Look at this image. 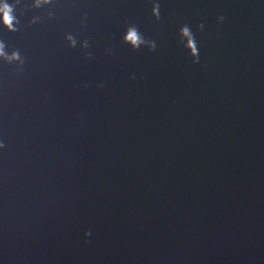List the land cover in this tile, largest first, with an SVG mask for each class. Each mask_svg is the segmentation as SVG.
<instances>
[{
	"label": "water",
	"instance_id": "1",
	"mask_svg": "<svg viewBox=\"0 0 264 264\" xmlns=\"http://www.w3.org/2000/svg\"><path fill=\"white\" fill-rule=\"evenodd\" d=\"M32 3L0 22V264H264V0Z\"/></svg>",
	"mask_w": 264,
	"mask_h": 264
},
{
	"label": "clouds",
	"instance_id": "2",
	"mask_svg": "<svg viewBox=\"0 0 264 264\" xmlns=\"http://www.w3.org/2000/svg\"><path fill=\"white\" fill-rule=\"evenodd\" d=\"M54 3V0H33L31 5L32 9H39L45 5H51ZM20 9L19 15H24L26 10L25 6L22 4V0H13V2H9V0H0V22L7 28L9 32H18L20 30L21 21L17 15V9ZM30 10V9H27ZM153 15L160 19V7L159 4L154 5L153 7ZM54 17V13H49V19ZM86 18V17H85ZM224 17H220L219 20L223 21ZM40 21V17H33L31 20V24H36ZM203 24L200 25L201 30L203 29ZM181 43H184L186 40L187 43L185 45L186 48H189L190 55L194 56L193 63L200 62V54L198 45L195 39L194 34L190 30L188 26H184L180 31ZM67 41L70 46L75 48L78 45V41L75 36L72 34H68L66 36ZM124 41L128 43L133 49H139L141 46H148L150 50H156V43L152 40H147L143 37V35L139 32L138 28L135 25H131L126 30V35L124 36ZM82 46L84 48H88L90 46L88 40H84ZM88 58L90 59L92 54L88 53ZM0 59H3L9 64H19L20 67L17 69V73L23 71V65L25 63L24 58L21 56L18 50H14L9 53L6 50V44L3 41H0ZM133 79L135 77L133 76ZM100 87H104L103 84L99 85ZM5 147L4 143L0 141V148ZM87 236H91V232L86 233Z\"/></svg>",
	"mask_w": 264,
	"mask_h": 264
}]
</instances>
